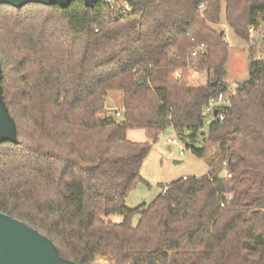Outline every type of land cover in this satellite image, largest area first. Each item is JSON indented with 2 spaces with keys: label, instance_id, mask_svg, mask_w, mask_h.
Instances as JSON below:
<instances>
[{
  "label": "trees",
  "instance_id": "obj_1",
  "mask_svg": "<svg viewBox=\"0 0 264 264\" xmlns=\"http://www.w3.org/2000/svg\"><path fill=\"white\" fill-rule=\"evenodd\" d=\"M121 1L126 16L104 0L0 5L1 87L17 135L0 143V212L77 264H264V56L249 45L250 29L264 43V0ZM223 7L248 44L249 78L204 138L203 108L227 88L228 43L213 27ZM189 67L207 81L189 82ZM109 91L122 94L120 120L106 112ZM131 128L172 130L199 157L197 143H216L230 175L180 177L129 207L151 147L129 140Z\"/></svg>",
  "mask_w": 264,
  "mask_h": 264
},
{
  "label": "rangeland",
  "instance_id": "obj_2",
  "mask_svg": "<svg viewBox=\"0 0 264 264\" xmlns=\"http://www.w3.org/2000/svg\"><path fill=\"white\" fill-rule=\"evenodd\" d=\"M3 8L1 6V10ZM213 27L224 31L228 43L224 78L228 90L232 83L241 84L249 78L248 44L237 37L227 24L224 7L219 24ZM250 34L249 45L252 43L253 57L259 59L264 56V43L259 41L260 30H252ZM207 78V73L201 70L197 83H205ZM122 105L121 92L109 91L106 97L107 114L120 120L121 116H115V112L117 110L121 112ZM127 138L135 142H148L151 145L140 169V175L146 183L139 182L129 193L126 198V205L129 207L151 203L168 183L180 177L201 176L207 173L210 168L216 170L219 167L221 176L226 172L225 167L222 166L224 155L218 150L216 143L210 141H205L203 144L197 143L195 147L204 145L205 148L203 156L199 157L187 146L188 143L179 140L172 130L170 133L160 132L153 137L144 129L131 128L127 130ZM137 220L138 216H135L132 223L136 224Z\"/></svg>",
  "mask_w": 264,
  "mask_h": 264
},
{
  "label": "water",
  "instance_id": "obj_3",
  "mask_svg": "<svg viewBox=\"0 0 264 264\" xmlns=\"http://www.w3.org/2000/svg\"><path fill=\"white\" fill-rule=\"evenodd\" d=\"M74 0H0V5L58 4L67 7ZM98 0H83L93 8ZM217 111H215V114ZM170 133V130L165 131ZM17 141L16 126L3 99L0 69V143ZM0 264H77L59 255L53 241L25 223L0 212Z\"/></svg>",
  "mask_w": 264,
  "mask_h": 264
},
{
  "label": "built area",
  "instance_id": "obj_4",
  "mask_svg": "<svg viewBox=\"0 0 264 264\" xmlns=\"http://www.w3.org/2000/svg\"><path fill=\"white\" fill-rule=\"evenodd\" d=\"M104 2L110 7V11L116 14V16H126L127 13L131 11V7L127 2H124L121 0H104ZM251 31L252 29H250V32ZM204 47L205 46L201 44L198 50H195L192 52V56L194 57V60L197 59L198 51H203ZM199 73H200V70H198L197 68L189 67L187 80L191 83H197L199 80ZM238 87H239V84L232 83L228 90L226 89L225 91L220 92L215 98L210 99L206 103V105L203 108V113L205 115L204 123L198 130V133L202 137L204 138L207 137L208 127L213 121L223 119L224 111L225 109L230 107L231 99L237 94ZM215 111H217L216 114H215ZM115 115L120 116L121 112L117 110L115 112ZM225 164L226 163L223 162L224 166ZM224 175L228 177L230 174L228 172H225ZM114 221L117 222L118 219L115 218ZM92 264H113V262L105 258H98Z\"/></svg>",
  "mask_w": 264,
  "mask_h": 264
}]
</instances>
